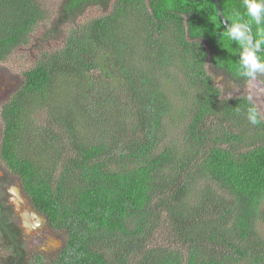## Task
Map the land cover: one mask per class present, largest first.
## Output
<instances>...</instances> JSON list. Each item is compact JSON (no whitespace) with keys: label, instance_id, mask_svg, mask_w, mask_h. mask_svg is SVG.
I'll return each mask as SVG.
<instances>
[{"label":"trees","instance_id":"obj_1","mask_svg":"<svg viewBox=\"0 0 264 264\" xmlns=\"http://www.w3.org/2000/svg\"><path fill=\"white\" fill-rule=\"evenodd\" d=\"M219 3L228 23L246 13L243 0ZM91 7L107 13L45 52L1 110L0 161L64 245L26 259L0 193L2 263L264 264V119L251 124L248 99L215 83L248 82L215 2L63 0L48 37ZM49 19L39 0H0V63ZM174 96L189 99L188 147L157 152ZM156 237L169 245L150 249Z\"/></svg>","mask_w":264,"mask_h":264},{"label":"rangeland","instance_id":"obj_2","mask_svg":"<svg viewBox=\"0 0 264 264\" xmlns=\"http://www.w3.org/2000/svg\"><path fill=\"white\" fill-rule=\"evenodd\" d=\"M42 8L46 11L50 19L46 22L39 23L35 28L34 32L30 37L28 45L18 48L9 58L0 63V134L2 133L3 124L1 119L2 107L14 96V94L23 86L25 80V73L31 70L37 62L41 59L45 52L53 53L60 50L64 44L66 36L69 31L76 28L78 25L87 21L96 19L106 14L107 12L102 11L97 7L88 8L74 24L65 25L60 31L53 32L51 37H48V32L51 30L52 21L56 20L59 7L63 0H39ZM215 83L221 91V97L233 99L236 97H246L252 95L254 103L260 110L264 119V91L261 89L260 82L258 80L248 81L243 88H238L232 84L230 79L223 78L219 74L214 76ZM174 87L178 88V84L174 82ZM172 96V95H171ZM175 106L173 110H177V114L174 115L177 120L176 125L169 124V127L165 129L162 136V142L157 146V152H160L167 145L172 146L173 149H178L179 153L184 152L188 147L185 140V128L186 124L190 120V115L187 111L186 103L189 99L180 100L179 96H174ZM186 111V114H185ZM38 120L41 121V125H44L47 119L45 111L40 112ZM37 137V136H36ZM2 139L0 138V143ZM46 158V157H45ZM47 162V161H46ZM0 171L5 172L3 164L0 161ZM13 175V180L17 184L18 177ZM19 180V179H18ZM205 185V182H199L198 186L201 188ZM11 205L16 203V198L10 197ZM23 207L20 206L19 211L23 212ZM16 220V219H15ZM18 220V219H17ZM18 223L20 224L19 220ZM26 231V230H25ZM259 231L264 238V225H259ZM24 237L29 242H33V246L39 242L36 248H27L25 245L27 258L30 259L33 254L39 253L48 258V255H57L60 249L64 245V234L63 232L52 231L48 226L42 228L40 231H33L25 233ZM155 247L168 246V240L156 237L154 243L150 245V249ZM8 250L2 246L0 239V264L2 263L1 256L7 255ZM47 255V256H46Z\"/></svg>","mask_w":264,"mask_h":264},{"label":"clouds","instance_id":"obj_3","mask_svg":"<svg viewBox=\"0 0 264 264\" xmlns=\"http://www.w3.org/2000/svg\"><path fill=\"white\" fill-rule=\"evenodd\" d=\"M243 3L246 8V13L244 15L249 19H245L244 15H241L239 12L233 13L231 23H228L223 34L227 39L239 45L240 51L237 71L241 77L250 82L258 80V75H264V52H262V49H264V0H243ZM252 23L257 26V31L255 33L251 30ZM258 81L260 82L261 88L264 87L263 82L260 80ZM247 99L251 105L247 109V119L251 124L256 125L260 122L261 112L254 103L252 95H249ZM3 168L6 171L8 170L5 165H3ZM15 186L17 187L16 190L15 188L13 189V191L15 190V194L12 197L16 198V193L18 191L24 199L29 201L20 187L21 184L17 183ZM13 207L17 210L15 204ZM16 215L22 224L19 214L16 213ZM23 231L25 230L23 229ZM26 231L29 232L28 229H26Z\"/></svg>","mask_w":264,"mask_h":264},{"label":"water","instance_id":"obj_4","mask_svg":"<svg viewBox=\"0 0 264 264\" xmlns=\"http://www.w3.org/2000/svg\"><path fill=\"white\" fill-rule=\"evenodd\" d=\"M193 1H197V0H193ZM213 1L215 2L218 16L220 17L225 28H227L228 22L222 13L219 0H213ZM262 52H264L263 49H262ZM16 196L17 197H16L15 205L17 206V210L19 211L20 206L23 207V210H24L23 212H20V214H19V216L22 220V224H21L22 229H24V230L28 229L29 232L30 231L32 232V230L33 231H40L42 228H44L48 225L46 218L44 216L38 214L36 212V210H34L32 205L30 204V202L28 200L24 199L18 191L16 193ZM17 210H15L16 213L18 212ZM25 233H26V231H24V234Z\"/></svg>","mask_w":264,"mask_h":264},{"label":"flooded vegetation","instance_id":"obj_5","mask_svg":"<svg viewBox=\"0 0 264 264\" xmlns=\"http://www.w3.org/2000/svg\"><path fill=\"white\" fill-rule=\"evenodd\" d=\"M263 88V91H264V87H262ZM261 88V89H262ZM11 174H13L12 172H9L8 170L6 171L5 170V172L4 173H2L1 171H0V193H1V195H2V198L3 199H6V203H7V205H9V206H11L12 207V209H13V215H14V220H13V222H14V224H16L17 226H18V228L20 229V230H22L21 232H22V237H23V242H24V244L25 245H27V248H36L38 245H39V242H37L36 243V246L34 247L33 246V242L32 241H30L29 242V245H28V243H27V240H26V238L24 237V231H23V229L21 228V221H20V219L17 217V215H16V213H15V209H14V207H13V205H11V203H10V197H12V196H14V194H15V190H16V187L17 186H15L16 185V183L14 182V180H13V175H11ZM15 176V175H14ZM17 180V183L18 184H20L21 182H20V180H18V179H16ZM15 188V190L13 191V189ZM16 219V220H15ZM19 220V222H20V224L18 223V220ZM30 245H31V247H30ZM1 258H2V256H1ZM27 258V257H26Z\"/></svg>","mask_w":264,"mask_h":264}]
</instances>
